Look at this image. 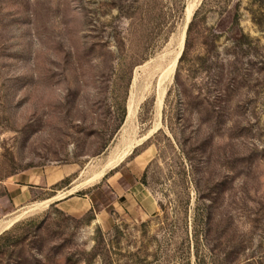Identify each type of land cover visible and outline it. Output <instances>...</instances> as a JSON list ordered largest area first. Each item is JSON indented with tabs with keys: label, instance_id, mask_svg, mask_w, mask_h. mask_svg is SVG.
Returning a JSON list of instances; mask_svg holds the SVG:
<instances>
[{
	"label": "rangeland",
	"instance_id": "374dc122",
	"mask_svg": "<svg viewBox=\"0 0 264 264\" xmlns=\"http://www.w3.org/2000/svg\"><path fill=\"white\" fill-rule=\"evenodd\" d=\"M190 1L0 0V219L55 196L0 264H264V4L195 0L167 73Z\"/></svg>",
	"mask_w": 264,
	"mask_h": 264
},
{
	"label": "bare ground",
	"instance_id": "6f19581e",
	"mask_svg": "<svg viewBox=\"0 0 264 264\" xmlns=\"http://www.w3.org/2000/svg\"><path fill=\"white\" fill-rule=\"evenodd\" d=\"M197 7V3L195 0H192L188 3L186 10H185V16H186V20H185V25L183 28V32L181 34V38H180V43H179V50L174 58V60L171 62L170 67L167 70V73H173L175 71L176 65L178 63L179 58L182 55L183 52V48H184V44H185V37H186V28L191 20V18L194 15V12L196 10ZM167 69V68H166ZM165 69V70H166ZM166 72V71H165ZM163 73V72H162ZM164 75V74H163ZM168 76V75H166ZM165 79V78H164ZM136 80V78H135ZM162 81V79L160 80ZM164 86V85H163ZM163 88V87H161ZM165 89V88H164ZM162 89L160 92V96H159V102H161L162 97L165 94V90ZM134 95V94H133ZM133 98V97H132ZM162 106V105H161ZM134 103L131 100L128 104L127 107V118L129 119L133 114H134ZM151 131V130H150ZM149 136V133L144 134L143 136H141L138 140L131 142L129 145H127L128 148H126L121 154L117 155L116 157L110 159L104 166H102L99 170L92 172L91 175H89L88 177H86L84 180H82L79 184L75 185L74 187H72L69 192L73 193L78 187H82L85 185H89V184H93L95 182H98L100 180V178L110 169H113L115 167H117L126 157L127 155H129V153H131L133 151V149L139 145L142 141H144L147 137ZM55 198H49L47 200H43L41 202H34L31 205L22 207L18 212H16L14 215L9 216L7 218H2L0 219V234H2L4 231H6L7 229L11 228L19 219H21V217H23L27 212L34 210L36 208H38L39 206L45 204L46 206L49 205V203L53 202V199Z\"/></svg>",
	"mask_w": 264,
	"mask_h": 264
},
{
	"label": "crops",
	"instance_id": "0c3cea01",
	"mask_svg": "<svg viewBox=\"0 0 264 264\" xmlns=\"http://www.w3.org/2000/svg\"><path fill=\"white\" fill-rule=\"evenodd\" d=\"M134 193H135V196H137V198H138V200L140 201V202H144V201H146L147 202V204H146V206H148V207H146L147 209H149V208H151V206H153V203H151V202H148V200H149V195H147V194H145L144 193V189H141L140 191H139V193L138 192H136V191H133ZM69 196V195H68ZM68 196H66V197H68ZM130 196H132V195H129V194H126L125 195V199H126V201H128V204H125V202L126 201H123L122 203H124V205H125V208H127V211L128 212H133V211H135V212H137V211H140L141 209L140 208H142V206L143 205H141L140 203H139V201L136 203V204H138V207L136 206V204H133L131 201H130ZM66 197H64V198H62V199H58V204L62 207V208H64L65 210H67L68 212H70V213H72V214H81V213H83L84 211H82V210H80L79 208H77L76 206H74V205H71V200H73V198H74V196L73 197H69V198H66ZM79 199H82V200H84V201H87V207H86V210L89 208V209H91L92 207H93V201L90 199V200H88V199H86V198H82V197H78ZM122 198V197H121ZM137 201V200H136ZM57 202V201H56ZM144 207V206H143ZM143 209V208H142ZM105 221H108V217H106L105 218Z\"/></svg>",
	"mask_w": 264,
	"mask_h": 264
},
{
	"label": "trees",
	"instance_id": "16d2710c",
	"mask_svg": "<svg viewBox=\"0 0 264 264\" xmlns=\"http://www.w3.org/2000/svg\"><path fill=\"white\" fill-rule=\"evenodd\" d=\"M254 3H258L259 5H262V4H264V0H252ZM238 20V19H237ZM255 21L258 23V24H263V22H264V20L263 19H260V18H255ZM244 36H245V34H243ZM237 42L238 43H240V44H242V43H245V42H243V40L241 39V38H237ZM58 203V201L57 202H55L54 204H57ZM1 235V234H0ZM2 237V236H1ZM0 237V238H1ZM4 237V236H3ZM2 239V238H1Z\"/></svg>",
	"mask_w": 264,
	"mask_h": 264
}]
</instances>
